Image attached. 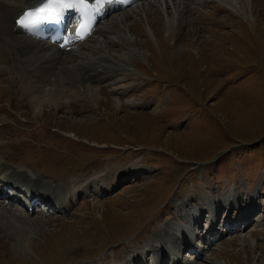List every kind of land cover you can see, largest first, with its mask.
<instances>
[{
  "label": "rangeland",
  "instance_id": "rangeland-1",
  "mask_svg": "<svg viewBox=\"0 0 264 264\" xmlns=\"http://www.w3.org/2000/svg\"><path fill=\"white\" fill-rule=\"evenodd\" d=\"M104 27L115 33L98 30L78 61L106 54L132 58L131 64L125 61L123 77L118 79L117 73L114 83H93L95 99L85 92L75 93L78 96L60 108L34 109L31 95L22 90L19 100L27 99L28 106L16 98L10 101L13 109L24 110L18 115L26 116L28 110L29 118H19L25 124H19L3 107L1 98L0 121L11 118L18 125L16 133L36 142L27 126L43 120L48 122L45 127H53L35 134L55 140V128L67 140L82 145L73 160L64 157L61 165H52L48 151L46 158L32 153L37 160L24 155L31 160L30 166H19L18 171L36 175L38 170L41 176H52L94 159L80 168L78 176L45 180L36 175L53 186L74 189L99 182L106 171L120 172L130 163L129 171L138 169L136 176L147 172L142 178L150 179H135L124 188L132 182L129 178L131 182L120 184L119 193L84 203L72 216H18V230L10 228L9 232L0 225V264H122L127 255L146 251L165 225L183 226L179 219L185 210L179 206L186 197L198 195L190 198L194 199L191 205H185L190 212L208 198H222L236 183L244 192L249 181L253 186L264 185V0H147L110 17ZM6 77L10 91L26 82L22 70L18 78L16 72L0 75L1 85ZM20 93L18 89L14 94L18 98ZM69 101L75 103L70 107ZM0 131L4 132L2 127ZM10 134H0V153L8 162H20L2 150L5 144L16 142ZM134 149L142 151L135 153ZM210 163L206 170L199 165ZM255 188L249 197L242 193L244 200L252 198ZM205 193L212 196L202 200L199 194L205 198ZM97 202L105 213L102 221L94 209ZM220 212L230 217L228 211ZM234 212L232 222L239 215L238 210ZM242 234L207 251V257L197 264H264V224ZM241 236L253 240L252 250L240 244ZM253 256L258 258L253 260Z\"/></svg>",
  "mask_w": 264,
  "mask_h": 264
},
{
  "label": "bare ground",
  "instance_id": "bare-ground-1",
  "mask_svg": "<svg viewBox=\"0 0 264 264\" xmlns=\"http://www.w3.org/2000/svg\"><path fill=\"white\" fill-rule=\"evenodd\" d=\"M39 1L40 0H0V73L4 69L12 66L16 70H24L27 83L22 85L20 90H26L27 93L31 95L30 100L32 101V108L39 109L41 106L45 105L60 108V106L64 105L66 101L68 102L71 97H76L78 96L76 94L84 92L88 93L91 99H95V93L92 88L94 87L92 85L93 83H99L100 81H110L111 83H114V78L119 77L118 79H120L123 77L124 73L120 72L127 70H125V67L127 66L125 61L130 62L131 64L132 58L129 59V61L127 58H119L112 54H106L101 58L89 56V61L86 60L85 62H82L78 60H81L84 57L83 49L87 46L86 41L76 48H73L72 44L69 49L59 50L48 46L45 43L36 42L20 33L15 27V19L25 10L33 8ZM103 24L104 22H99L96 25V28L99 27L100 31L105 29L104 32H114V30H106V27H104ZM74 57L78 58L75 59ZM123 63H125V66ZM117 73H120L119 76ZM3 74H6V72L1 73L0 75ZM90 90L91 93H89ZM118 102L121 104L120 100H118ZM73 103L75 102L69 101L68 105L71 107ZM68 109L69 108H67V110ZM138 173V169L129 171L127 167L125 170L115 173L109 170L106 171L104 180H100L99 182L94 180L73 189L69 186H53L46 181H42L36 175L29 174L25 170L18 171L17 168L6 165L4 162H0V187L10 185L16 189L18 188L20 193L18 194V197L20 199L24 196L28 197V195L31 194L37 199L52 201L54 205L61 208L62 214L67 215L77 207L74 205L75 203L76 205L79 204H77V200L84 198V193L89 192V197L92 195L89 190H92V193L95 192L97 198H101V195L104 194L107 196L108 194L113 193L121 183L126 182L129 178L136 176ZM123 174H125V176ZM256 188L253 189L252 198H246L249 202L246 204L244 210L241 209V204L245 201L242 193L238 192L236 194L231 190L218 200L215 198L206 199L204 205L194 208L190 212L186 209L183 217L181 218L179 216V220H181V222L187 221L186 226L184 225L185 227H183L189 234L196 230L198 225L200 226V221L204 213H207L206 225H208L207 229L210 234L219 233V236H222L223 232L225 233L226 231L225 227L236 224L240 221L248 227L252 222L253 215L257 209H259L261 199L264 197V193H262V198H258V189ZM21 193H23V195ZM3 194L6 195V193L0 188V195ZM193 201L194 199H188L187 202L183 204L184 207L185 205H191ZM238 201H240V203L237 205ZM84 203H87V201L80 203L77 208ZM93 205L102 221L104 219V210L99 209L101 203L97 202ZM29 207L30 202L24 200L22 203L18 202V204L10 206V211H7V208L4 206V201H1L0 225L3 228H6L8 232L10 228H13L15 231L18 230L17 227L20 221L17 217L21 214H27V209H29ZM221 210L228 211L229 214L231 211L238 210L239 215L235 219L236 223L232 222L230 217H227L224 221V226L216 229L215 225L218 222L217 218L219 217ZM35 215H39V213L36 212ZM174 219L175 217L172 218V220ZM263 220L264 216L260 219H256L254 225L259 226ZM162 230L163 231L160 234L154 237L153 244L148 246L150 248L147 247L146 251L143 250L142 252L140 251L131 254V256L127 255L122 264H131L139 261L142 262L143 260H141L140 257H146L148 254H151L153 258L156 259L155 264H164V260L167 258L168 254L176 257V261L173 264H197L204 259L207 247L203 244V246L198 245V247L201 248L198 252V255L201 257L200 260H196L195 257L191 256L190 259L182 261L184 256H182L181 253H184L186 250H193L196 252L197 250L192 248L189 242L183 240V238L181 239L180 235H178L179 232H176L173 226L165 225ZM252 232L253 231H250V233ZM203 234L205 233H202L199 237L200 240L205 239ZM245 239L246 237H242L240 244L243 247L247 246L252 250L254 248L253 240ZM213 247H215V243L209 246L208 250H211ZM148 250L150 251L148 252ZM257 258L258 256H253V260Z\"/></svg>",
  "mask_w": 264,
  "mask_h": 264
},
{
  "label": "snow or ice",
  "instance_id": "snow-or-ice-1",
  "mask_svg": "<svg viewBox=\"0 0 264 264\" xmlns=\"http://www.w3.org/2000/svg\"><path fill=\"white\" fill-rule=\"evenodd\" d=\"M77 2L85 5L88 0H46L40 7L25 13L27 23L24 26L29 27L45 21H59L65 11L74 8ZM18 23L24 22L18 21ZM76 34L80 35V31L77 30Z\"/></svg>",
  "mask_w": 264,
  "mask_h": 264
}]
</instances>
